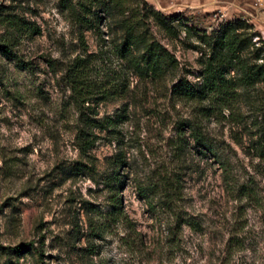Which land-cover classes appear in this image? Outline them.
Listing matches in <instances>:
<instances>
[{
    "label": "rangeland",
    "instance_id": "1",
    "mask_svg": "<svg viewBox=\"0 0 264 264\" xmlns=\"http://www.w3.org/2000/svg\"><path fill=\"white\" fill-rule=\"evenodd\" d=\"M0 13L33 28L12 47L29 68L0 54V264H264V157L256 151L264 82L241 78L244 64L264 63V0H0ZM126 20L135 42L122 59ZM220 20L253 33L229 69L227 97L172 96L178 79L199 85L208 53L201 37ZM151 40L176 61L156 76L133 67ZM84 53L96 59L87 80L108 94L95 93L96 117L119 120L90 150L95 182L62 172L86 163L64 80L67 63ZM120 81L123 92L110 94ZM192 124L218 158L194 144ZM115 157L122 182L114 189L102 179ZM173 181L176 192H166ZM113 193L124 217L113 213ZM19 244L28 252L16 256Z\"/></svg>",
    "mask_w": 264,
    "mask_h": 264
},
{
    "label": "trees",
    "instance_id": "2",
    "mask_svg": "<svg viewBox=\"0 0 264 264\" xmlns=\"http://www.w3.org/2000/svg\"><path fill=\"white\" fill-rule=\"evenodd\" d=\"M0 22L7 30L4 35H0V54L6 59L13 60L16 66L29 68V63L23 61V59L13 51L12 47L16 34L31 32V30L33 31L32 26L11 13H0ZM125 27V37L123 43L118 48L119 55L122 59H126L125 52H127L130 46L135 42V36L132 33L133 23L128 20L125 23ZM238 28L241 30L237 31ZM246 28L248 27L243 21H225L214 27L213 31L208 35L202 34L201 39L205 43L208 53L204 54V61L202 62V68L199 72V85L194 87L184 79H178L172 83L170 87L171 95L184 99H205L209 97L217 101L227 97L232 86V77L229 76V69H232L236 63H241L244 47L253 45V41H251L253 33L247 31ZM256 50L258 52L260 48H256ZM95 61L94 54L84 53V55H76L73 57L65 67L64 80L69 90L71 104L80 121V126L75 133V144L81 158L84 159L86 163L75 161L70 166L62 169V172L65 173L67 177L82 173L86 174L88 178L94 182L96 181V168L90 150L97 139V132L109 130V127L114 126L116 122L119 121L110 116L102 118L96 117V112L92 105V99L96 97L95 93L101 92L99 96H107L108 94L106 91L102 92V90H97L95 92L93 86L87 80V72ZM163 63H169V66H173L176 61L160 44L151 40L145 43L143 53L138 57L133 67L137 68L141 66V70L145 73L156 76L161 72ZM243 69L241 71V78L243 80L249 83H254L256 81L264 82L263 62L244 64ZM124 88V83L120 81L112 86V92L110 94L123 92ZM87 112H89V114H87ZM116 116H123V110H119ZM199 127V124H192L189 126V137L196 146H199L207 152H211L214 158H218L211 150L209 143ZM256 151L259 157H264V112L260 121L259 137L256 140ZM109 163L111 168L110 173L107 177L102 179V183L104 186H112L115 189L118 188L122 182L119 173L122 161L119 157H115L111 158ZM176 187V183L173 181L170 185L165 186V190H167L166 192L171 190L175 193L177 190ZM141 192V196L146 198L147 194L144 189H142ZM111 207L114 214L125 216L122 213L120 200L115 193L112 194ZM11 250L16 256L28 252L26 246L23 244L14 246Z\"/></svg>",
    "mask_w": 264,
    "mask_h": 264
},
{
    "label": "built area",
    "instance_id": "3",
    "mask_svg": "<svg viewBox=\"0 0 264 264\" xmlns=\"http://www.w3.org/2000/svg\"><path fill=\"white\" fill-rule=\"evenodd\" d=\"M214 1L218 3L220 0H214ZM222 22H223V21L220 20L218 24H220V23H222ZM218 24H217V25H218Z\"/></svg>",
    "mask_w": 264,
    "mask_h": 264
}]
</instances>
